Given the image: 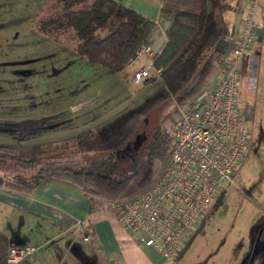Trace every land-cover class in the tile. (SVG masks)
Instances as JSON below:
<instances>
[{"label":"rangeland","instance_id":"rangeland-1","mask_svg":"<svg viewBox=\"0 0 264 264\" xmlns=\"http://www.w3.org/2000/svg\"><path fill=\"white\" fill-rule=\"evenodd\" d=\"M50 3L0 0V127L9 130L0 132V144H55L90 130L92 153L125 143V152L132 155L153 132L168 134L176 112L198 90L197 79L170 95L157 82H132L133 72L146 63L144 57L126 74L86 63L74 55L70 34L55 42L34 29L35 19ZM250 54L256 62L239 81L240 106L248 120L247 151L222 189L220 207H209L194 225L199 231L185 251L165 264H246L252 249L264 245V55L253 50ZM251 78L255 82L248 88ZM23 120L33 122L32 136L23 141L10 138ZM132 189L130 185L127 192Z\"/></svg>","mask_w":264,"mask_h":264},{"label":"trees","instance_id":"trees-1","mask_svg":"<svg viewBox=\"0 0 264 264\" xmlns=\"http://www.w3.org/2000/svg\"><path fill=\"white\" fill-rule=\"evenodd\" d=\"M220 0H161L159 12L170 16L165 41L152 54V66L159 75L145 78L142 84L157 82L167 93L181 92L201 68L208 54L227 36ZM43 13V9L41 10ZM264 23V14H263ZM34 29L52 41L70 34L73 53L90 65L118 73L129 65L136 48L148 45L155 23L114 0H51L34 21ZM264 32V30H263ZM245 58L241 72H244ZM0 131L9 132L0 127ZM30 131L17 130L12 137L23 141ZM91 131L55 144L13 148L0 145V157L16 169L13 181L34 188L47 178L71 183L79 188L89 212L109 209L149 187L159 175L171 142L164 131H155L138 153L122 147L110 151L90 150ZM133 189L128 191L129 186ZM224 191L211 205L217 210ZM188 242L175 255L178 259ZM9 248L0 233V264H7Z\"/></svg>","mask_w":264,"mask_h":264},{"label":"built area","instance_id":"built-area-1","mask_svg":"<svg viewBox=\"0 0 264 264\" xmlns=\"http://www.w3.org/2000/svg\"><path fill=\"white\" fill-rule=\"evenodd\" d=\"M256 5L257 0L246 1L214 86L170 124L168 156L155 181L109 208L139 243L165 259L174 258L188 242L194 225L204 218L247 151L248 120L239 101V66L255 40ZM152 54L148 45L136 48L129 65L140 57L146 63L133 72V83L159 75V69L152 66ZM30 251L9 249L7 261H17Z\"/></svg>","mask_w":264,"mask_h":264},{"label":"crops","instance_id":"crops-1","mask_svg":"<svg viewBox=\"0 0 264 264\" xmlns=\"http://www.w3.org/2000/svg\"><path fill=\"white\" fill-rule=\"evenodd\" d=\"M114 1L155 23L147 43L153 53L156 52L164 43V33L171 23L170 16L159 12L161 0ZM220 1L226 6L222 16L228 34L208 54L193 77L192 80L196 78V84H199L198 90L185 104L187 106L176 112L177 116L214 86L220 73V61L229 54L230 40L239 26L247 0ZM263 14L264 0H257L254 17L258 27L252 47L244 57L245 67L241 77H248L256 62L255 55L250 54L252 50L264 55ZM129 66L132 65H127L116 74L128 73ZM254 82V79H249L247 87L252 88ZM249 104L250 99H247L245 105ZM17 123L13 126L18 128ZM32 126L31 120H23L20 129L33 132ZM10 138H13L12 134ZM14 174L16 169L11 161L0 157V233L6 238L9 249L31 248V251L17 261H7V264H165V258L150 247L143 246L131 230L122 227L116 218V211L103 208L89 212L85 198L75 185L47 178L34 188H25L13 181ZM83 235L86 240L82 239ZM246 264H264V245L252 249Z\"/></svg>","mask_w":264,"mask_h":264},{"label":"flooded vegetation","instance_id":"flooded-vegetation-1","mask_svg":"<svg viewBox=\"0 0 264 264\" xmlns=\"http://www.w3.org/2000/svg\"><path fill=\"white\" fill-rule=\"evenodd\" d=\"M18 130H21V129L18 128ZM21 131H22V130H21Z\"/></svg>","mask_w":264,"mask_h":264}]
</instances>
